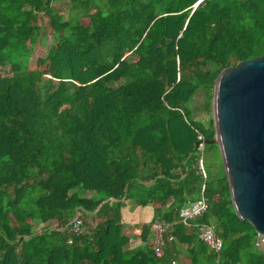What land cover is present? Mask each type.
Segmentation results:
<instances>
[{"label":"trees","instance_id":"trees-1","mask_svg":"<svg viewBox=\"0 0 264 264\" xmlns=\"http://www.w3.org/2000/svg\"><path fill=\"white\" fill-rule=\"evenodd\" d=\"M59 1L0 0V264H264L226 175L205 177L196 150L216 138L221 73L264 56V0H65L77 22ZM203 197L209 213L184 224ZM130 205L156 210L135 249ZM156 220L175 225L161 257Z\"/></svg>","mask_w":264,"mask_h":264},{"label":"water","instance_id":"water-1","mask_svg":"<svg viewBox=\"0 0 264 264\" xmlns=\"http://www.w3.org/2000/svg\"><path fill=\"white\" fill-rule=\"evenodd\" d=\"M213 120L215 140L196 150L220 149L236 213L264 237V56L221 73Z\"/></svg>","mask_w":264,"mask_h":264},{"label":"built area","instance_id":"built-area-1","mask_svg":"<svg viewBox=\"0 0 264 264\" xmlns=\"http://www.w3.org/2000/svg\"><path fill=\"white\" fill-rule=\"evenodd\" d=\"M204 150V148H203ZM202 174L206 177V171L203 163L201 162ZM210 211L209 202L205 197L196 203L187 205L181 210L180 217L184 224L189 225L192 222L207 215ZM173 224L167 223L162 220H156L154 223V248L157 256H163L165 248L167 246L166 234L174 230ZM71 230L74 234L81 236L85 234L84 223L78 215L77 219L71 225ZM198 236L202 243L208 246L210 249L221 255L224 250V241L218 236L216 227L213 225L203 224L198 225ZM264 246V237L259 236L257 241V247Z\"/></svg>","mask_w":264,"mask_h":264},{"label":"rangeland","instance_id":"rangeland-1","mask_svg":"<svg viewBox=\"0 0 264 264\" xmlns=\"http://www.w3.org/2000/svg\"><path fill=\"white\" fill-rule=\"evenodd\" d=\"M54 7L61 14L65 15L66 18L72 20L73 22H77L83 17V13L74 11L71 6H68V3L65 0L55 2ZM49 41L50 39H45L43 43L44 46H48L51 42ZM205 99L206 97L204 94H201L199 97L196 98L195 117L198 120H203L205 122L206 128L208 129L210 118L209 114L203 109ZM200 152L201 158L203 159V166L206 172L208 173L209 177L213 180L224 177L225 170L220 149L215 145L206 144L204 150H200Z\"/></svg>","mask_w":264,"mask_h":264},{"label":"crops","instance_id":"crops-1","mask_svg":"<svg viewBox=\"0 0 264 264\" xmlns=\"http://www.w3.org/2000/svg\"><path fill=\"white\" fill-rule=\"evenodd\" d=\"M123 222L129 226L135 227V237L133 238V248L143 247L141 240L143 228L146 225L153 224L156 216L155 207L140 208L135 205H130L123 212Z\"/></svg>","mask_w":264,"mask_h":264}]
</instances>
